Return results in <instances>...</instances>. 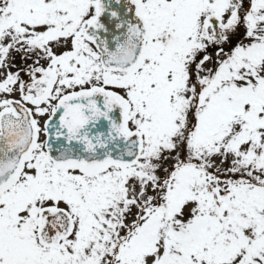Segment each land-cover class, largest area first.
Segmentation results:
<instances>
[{"label":"snow or ice","instance_id":"6c2138e0","mask_svg":"<svg viewBox=\"0 0 264 264\" xmlns=\"http://www.w3.org/2000/svg\"><path fill=\"white\" fill-rule=\"evenodd\" d=\"M0 264H264V0H0Z\"/></svg>","mask_w":264,"mask_h":264}]
</instances>
